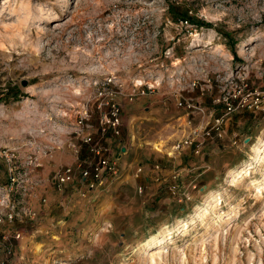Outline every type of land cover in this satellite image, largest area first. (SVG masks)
<instances>
[{
	"label": "rangeland",
	"instance_id": "374dc122",
	"mask_svg": "<svg viewBox=\"0 0 264 264\" xmlns=\"http://www.w3.org/2000/svg\"><path fill=\"white\" fill-rule=\"evenodd\" d=\"M241 81L264 91V0H0V264H264V109L167 153ZM110 97L120 134L102 140L121 177L57 185L93 159L82 137H100Z\"/></svg>",
	"mask_w": 264,
	"mask_h": 264
},
{
	"label": "built area",
	"instance_id": "2783aa9c",
	"mask_svg": "<svg viewBox=\"0 0 264 264\" xmlns=\"http://www.w3.org/2000/svg\"><path fill=\"white\" fill-rule=\"evenodd\" d=\"M111 81V78L108 79V82ZM247 83L241 81L239 86L235 85L234 89L229 91L225 96L222 97L221 101L223 104L222 111L220 114L214 117L212 124L208 129L203 131V133L199 134L196 132V139L194 142H186L181 141L179 144L174 145L170 151H167L169 156L176 155L179 152L180 148L185 147V145H191L194 148H198L200 145V137H207L208 139H213L215 137L222 136V125L225 120L229 119L230 115L233 114L237 110H242L246 108H254V109H264V91L251 90L247 87ZM144 90H139L138 92L134 91L133 93L128 94V100H132L137 95H144ZM115 97V96H114ZM114 97H110L109 101L105 104L110 105V109L107 112H104L100 116V124H99V134L100 137L97 139L91 138L89 135H83L82 139L84 143L88 146V152L93 156V159L88 160V162H84L80 159L75 163L74 167H63L56 173L54 181L57 185L64 184L66 182H77L80 178L81 181H86L85 189L91 191L96 188V186H102L105 182L106 177H115L119 179L122 175V172L119 168V157L117 155L115 157H110L109 149L104 144L102 137L108 133H112V135L116 136L120 134V108L121 105L115 101ZM188 103V102H187ZM178 105L183 106V102L178 100ZM186 106V104L184 105ZM192 108V109H191ZM196 106L188 104L187 112L185 115L194 111ZM185 118V117H184ZM190 124V121H188ZM195 133V132H194ZM185 144V145H184ZM174 148V149H173ZM158 168L157 165H155ZM135 177L143 172L142 168H135ZM76 173H79V178H77ZM176 176H171V178L175 179ZM157 179V176H154ZM172 192H175L176 186L174 184L169 185ZM139 192L142 191L140 185L137 186ZM85 190L82 191L81 195L85 196L87 193ZM188 200V196L178 197V202L181 203L182 200ZM13 217V213L9 215V220ZM18 235V234H17ZM19 237V235H18Z\"/></svg>",
	"mask_w": 264,
	"mask_h": 264
},
{
	"label": "bare ground",
	"instance_id": "6f19581e",
	"mask_svg": "<svg viewBox=\"0 0 264 264\" xmlns=\"http://www.w3.org/2000/svg\"><path fill=\"white\" fill-rule=\"evenodd\" d=\"M264 149H262V147L261 146H257V145H252L251 146V151H253V155L251 156V159L254 161V162H256L258 159H259V157H260V155H261V153H263L264 151H263ZM246 173V169L245 168H241L240 170H239V172H237V175H239L240 177L244 174V173ZM236 178V174H235V176H233V180ZM238 179V178H237ZM164 243H165V241L163 240V241H161V240H155V239H153L150 243H148V250L146 251V254H147V256H149L150 257V259L154 262L155 260H156V258H162V256H161V253L162 252H164L163 251V249H164Z\"/></svg>",
	"mask_w": 264,
	"mask_h": 264
},
{
	"label": "trees",
	"instance_id": "16d2710c",
	"mask_svg": "<svg viewBox=\"0 0 264 264\" xmlns=\"http://www.w3.org/2000/svg\"><path fill=\"white\" fill-rule=\"evenodd\" d=\"M169 9H170V16L172 17V19L174 21H176L178 19V17L173 16L172 12L178 10L177 7L176 6L174 7L173 5H169ZM181 17L185 18V20L188 22L191 21V19H192L190 16H188V13L186 11H182V10H181ZM233 55H234V57H236L235 51H233Z\"/></svg>",
	"mask_w": 264,
	"mask_h": 264
},
{
	"label": "crops",
	"instance_id": "0c3cea01",
	"mask_svg": "<svg viewBox=\"0 0 264 264\" xmlns=\"http://www.w3.org/2000/svg\"><path fill=\"white\" fill-rule=\"evenodd\" d=\"M221 111H222V109H221ZM220 111V112H221ZM119 140H121V139H119ZM112 145V143L110 144V146ZM115 155H117L116 153H115ZM117 157H120V154L119 155H117ZM165 171L166 172H168L167 173V175H166V177L165 178H163V180L162 181H171V177H170V173H172L173 171H175V170H172V169H170V168H166L165 169ZM179 176V175H178ZM133 180H136L135 178H133ZM134 182V181H133ZM132 182V183H133ZM55 194H58V196H59V193H57V192H54V195ZM57 199H58V197H57ZM177 202H178V200H177ZM179 203V202H178ZM47 212V209H45L44 211H40V215H45V213ZM45 217V216H44ZM39 232L41 231V230H38Z\"/></svg>",
	"mask_w": 264,
	"mask_h": 264
},
{
	"label": "water",
	"instance_id": "95a60500",
	"mask_svg": "<svg viewBox=\"0 0 264 264\" xmlns=\"http://www.w3.org/2000/svg\"><path fill=\"white\" fill-rule=\"evenodd\" d=\"M121 151H122V152L124 151V147L121 148Z\"/></svg>",
	"mask_w": 264,
	"mask_h": 264
}]
</instances>
